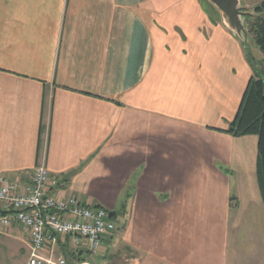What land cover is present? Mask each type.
<instances>
[{
  "label": "crops",
  "instance_id": "1",
  "mask_svg": "<svg viewBox=\"0 0 264 264\" xmlns=\"http://www.w3.org/2000/svg\"><path fill=\"white\" fill-rule=\"evenodd\" d=\"M264 0H254L253 6ZM261 52V51H260ZM200 0H0V178L112 214L98 255L68 264H264L257 137L228 126L254 75ZM30 238L0 229V264Z\"/></svg>",
  "mask_w": 264,
  "mask_h": 264
},
{
  "label": "built area",
  "instance_id": "2",
  "mask_svg": "<svg viewBox=\"0 0 264 264\" xmlns=\"http://www.w3.org/2000/svg\"><path fill=\"white\" fill-rule=\"evenodd\" d=\"M30 184L21 193L19 188L0 178V229L17 223L29 235L27 264H68L67 260L45 258L40 252L70 239L74 246H85L98 255L104 238L113 230L109 213L95 206L82 204L75 197H54L49 194V172L41 163L32 170Z\"/></svg>",
  "mask_w": 264,
  "mask_h": 264
},
{
  "label": "trees",
  "instance_id": "3",
  "mask_svg": "<svg viewBox=\"0 0 264 264\" xmlns=\"http://www.w3.org/2000/svg\"><path fill=\"white\" fill-rule=\"evenodd\" d=\"M252 13L254 15L245 20L248 39L264 53V1L254 6ZM246 57L255 71L253 59L247 53ZM226 132L234 137H257L256 178L264 205V80L260 76L254 75L248 81L238 111ZM111 217L109 214V219Z\"/></svg>",
  "mask_w": 264,
  "mask_h": 264
},
{
  "label": "water",
  "instance_id": "4",
  "mask_svg": "<svg viewBox=\"0 0 264 264\" xmlns=\"http://www.w3.org/2000/svg\"><path fill=\"white\" fill-rule=\"evenodd\" d=\"M219 12L223 24L236 36L244 49H247L248 34L245 20L254 14L241 5L240 0H208Z\"/></svg>",
  "mask_w": 264,
  "mask_h": 264
},
{
  "label": "rangeland",
  "instance_id": "5",
  "mask_svg": "<svg viewBox=\"0 0 264 264\" xmlns=\"http://www.w3.org/2000/svg\"><path fill=\"white\" fill-rule=\"evenodd\" d=\"M204 6H206L208 9H211L213 12H218L214 6L208 1V0H200ZM241 5L248 8L249 12H252L253 9V3L254 0H240ZM247 49H245V53L249 54L250 57L253 59V65L258 69V67L260 66V55L262 54L260 52V50L258 49V47L255 45V43L253 41H250L249 39L247 40ZM111 225H113V223L110 221Z\"/></svg>",
  "mask_w": 264,
  "mask_h": 264
}]
</instances>
